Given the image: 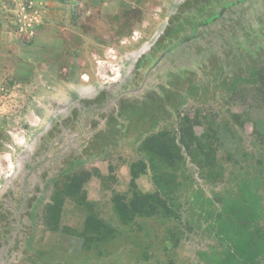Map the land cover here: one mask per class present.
Returning a JSON list of instances; mask_svg holds the SVG:
<instances>
[{"label": "rangeland", "instance_id": "374dc122", "mask_svg": "<svg viewBox=\"0 0 264 264\" xmlns=\"http://www.w3.org/2000/svg\"><path fill=\"white\" fill-rule=\"evenodd\" d=\"M263 67L264 0H0V264H264ZM162 132L179 216L124 223Z\"/></svg>", "mask_w": 264, "mask_h": 264}, {"label": "trees", "instance_id": "16d2710c", "mask_svg": "<svg viewBox=\"0 0 264 264\" xmlns=\"http://www.w3.org/2000/svg\"><path fill=\"white\" fill-rule=\"evenodd\" d=\"M259 75L263 80L262 96L264 97V67L260 70ZM182 142L186 145L187 151L194 155L201 168L206 169L207 176H213L214 179L221 175V166H218L219 160L216 156L215 147L209 143H204L195 133L194 126L184 123L182 126ZM167 132L155 135L147 148L150 152L151 167L154 171L153 177L156 189L153 192H144L136 186L135 180L140 177L141 173L147 171L145 161L135 162L131 165L132 187L130 194H116L113 198L114 208L119 218L124 223L134 221L138 217L164 216L178 217V209L182 207L183 183L179 177L183 172L184 176L188 173L185 169L186 159L181 154V148L171 138H167ZM195 143V147H192ZM218 163V164H217ZM211 179V178H210ZM182 190V191H181ZM94 216L87 220V227L93 226L98 232L101 227V221L92 222Z\"/></svg>", "mask_w": 264, "mask_h": 264}]
</instances>
